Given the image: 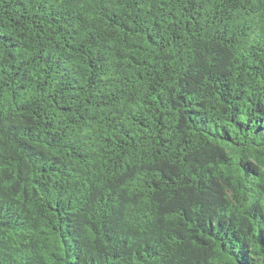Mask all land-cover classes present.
Segmentation results:
<instances>
[{
  "label": "trees",
  "instance_id": "16d2710c",
  "mask_svg": "<svg viewBox=\"0 0 264 264\" xmlns=\"http://www.w3.org/2000/svg\"><path fill=\"white\" fill-rule=\"evenodd\" d=\"M0 264H264V0H0Z\"/></svg>",
  "mask_w": 264,
  "mask_h": 264
}]
</instances>
